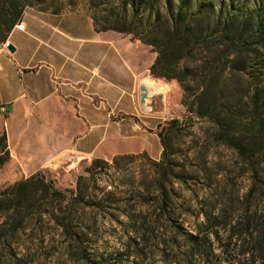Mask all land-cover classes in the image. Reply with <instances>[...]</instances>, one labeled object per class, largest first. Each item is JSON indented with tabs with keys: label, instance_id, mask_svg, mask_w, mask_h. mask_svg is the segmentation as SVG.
Instances as JSON below:
<instances>
[{
	"label": "trees",
	"instance_id": "obj_1",
	"mask_svg": "<svg viewBox=\"0 0 264 264\" xmlns=\"http://www.w3.org/2000/svg\"><path fill=\"white\" fill-rule=\"evenodd\" d=\"M239 1L0 0V45L26 7L83 9L97 31L151 45V73L176 80L187 109L159 124V159L95 157L72 187L41 169L1 189L0 259L22 264L38 252L71 264H264V0L250 13H238ZM188 128L194 145H185ZM217 146L231 151L230 164L209 159ZM10 156L4 128L0 169ZM137 157L148 165L130 172ZM110 238L118 246L102 250Z\"/></svg>",
	"mask_w": 264,
	"mask_h": 264
},
{
	"label": "crops",
	"instance_id": "obj_2",
	"mask_svg": "<svg viewBox=\"0 0 264 264\" xmlns=\"http://www.w3.org/2000/svg\"><path fill=\"white\" fill-rule=\"evenodd\" d=\"M19 21L7 38L15 51L0 45V105L23 121L24 114L55 115L62 131L59 152L109 158L134 145L120 121L104 114L125 111L129 99L137 112L154 109V95L166 79L151 73L157 56L152 46L124 32L97 31L91 15L80 10L26 7Z\"/></svg>",
	"mask_w": 264,
	"mask_h": 264
},
{
	"label": "rangeland",
	"instance_id": "obj_3",
	"mask_svg": "<svg viewBox=\"0 0 264 264\" xmlns=\"http://www.w3.org/2000/svg\"><path fill=\"white\" fill-rule=\"evenodd\" d=\"M64 1L66 0H59ZM238 13H250L256 6V0H246ZM237 6V9L239 8ZM80 7H83L81 4ZM74 11L71 6L66 5L62 12ZM81 12L87 13L80 9ZM183 90L176 80H166L158 85V92L154 95L152 101L154 109H150L145 114L137 112L135 108V99H129L131 102L125 111L116 114L104 115L108 116V120L120 121V129H125L126 139L130 141L131 146L125 148L124 153H140L146 151L150 156L159 159V151L162 149L157 129L160 123L172 118L179 117L183 119L187 114L186 107L182 104ZM18 117L11 111L10 107L0 105V135L4 128L8 132V142L10 146V159L0 169V190L4 187L16 182L17 180L29 176L32 173L45 169L47 175L56 181L61 187H72L75 185L77 175L85 173V168L91 163L92 158L78 157L70 151L59 152L57 144L61 138V130L58 128L55 115H29L24 114ZM17 117V120H16ZM48 117V119H46ZM206 125V124H204ZM63 133H65L63 131ZM194 130L188 128V132L183 136L186 144L194 145L195 140L192 138ZM63 138V136H62ZM142 139L144 145L139 144ZM145 149H140L141 147ZM114 157V156H113ZM113 157L105 158L112 161ZM210 160L227 161L229 164L233 161L230 150L222 146L211 148ZM148 162L144 157H137L130 164V172L138 173ZM129 167V165L127 166ZM219 166L216 165L215 168ZM238 185L240 193L244 194L250 187V178L248 175L238 177ZM110 183V180L107 181ZM261 200L264 202V192L261 194ZM238 209V208H237ZM238 211V210H236ZM191 221H194L191 219ZM191 229V224L186 223ZM27 235H24L21 242L27 241ZM102 250H113L118 246L115 239H107L100 242ZM5 256H3L4 258ZM34 261L24 259L22 264H71L64 256H52L45 258L44 254H37L33 257ZM5 259H0V264H8Z\"/></svg>",
	"mask_w": 264,
	"mask_h": 264
},
{
	"label": "built area",
	"instance_id": "obj_4",
	"mask_svg": "<svg viewBox=\"0 0 264 264\" xmlns=\"http://www.w3.org/2000/svg\"><path fill=\"white\" fill-rule=\"evenodd\" d=\"M16 26H17L18 28L23 29V28L25 27V23H24V21H19V22L16 24ZM9 44H10V42L7 40V41H5V42L3 43V46L8 47Z\"/></svg>",
	"mask_w": 264,
	"mask_h": 264
},
{
	"label": "water",
	"instance_id": "obj_5",
	"mask_svg": "<svg viewBox=\"0 0 264 264\" xmlns=\"http://www.w3.org/2000/svg\"><path fill=\"white\" fill-rule=\"evenodd\" d=\"M8 48H9V50H11V51H15V47H14L12 44H9V45H8Z\"/></svg>",
	"mask_w": 264,
	"mask_h": 264
},
{
	"label": "bare ground",
	"instance_id": "obj_6",
	"mask_svg": "<svg viewBox=\"0 0 264 264\" xmlns=\"http://www.w3.org/2000/svg\"><path fill=\"white\" fill-rule=\"evenodd\" d=\"M149 80V79H148ZM149 82V81H148Z\"/></svg>",
	"mask_w": 264,
	"mask_h": 264
}]
</instances>
